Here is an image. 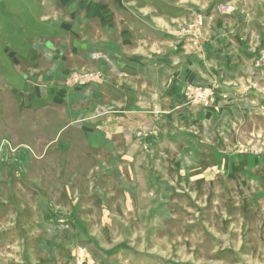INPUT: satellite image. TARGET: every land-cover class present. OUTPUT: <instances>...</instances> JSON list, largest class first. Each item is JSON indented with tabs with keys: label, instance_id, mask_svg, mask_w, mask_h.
<instances>
[{
	"label": "rangeland",
	"instance_id": "obj_1",
	"mask_svg": "<svg viewBox=\"0 0 264 264\" xmlns=\"http://www.w3.org/2000/svg\"><path fill=\"white\" fill-rule=\"evenodd\" d=\"M0 264H264V0H0Z\"/></svg>",
	"mask_w": 264,
	"mask_h": 264
},
{
	"label": "crops",
	"instance_id": "obj_2",
	"mask_svg": "<svg viewBox=\"0 0 264 264\" xmlns=\"http://www.w3.org/2000/svg\"><path fill=\"white\" fill-rule=\"evenodd\" d=\"M147 23H145V26L143 25V27H142V25L140 26V24H137V27H136V32L135 33H133V36L135 37V40H137L138 42H142V43H144V44H146V41H150L151 40V38H148L147 36H149V34L147 33V34H144L143 33V31H144V29L145 28H147V29H149V27H147ZM143 33V34H142ZM159 35H157L156 37H155V39L156 40H160V41H158V42H155L156 44L157 43H159V44H162V43H164V44H166V43H169V42H167V41H165L164 39H163V34L162 35H160V33H158ZM160 36H162V37H160ZM154 41V40H153ZM134 71H136L135 73H134ZM134 71H130V73H132V74H136L137 75V73L139 72V73H141V74H147V70H144V69H142L141 71L140 70H137V68L136 69H134ZM138 73V74H139ZM139 76V75H138ZM145 78H147V76L145 77ZM144 78V79H145ZM197 78H199L200 79V76L198 75V77ZM30 103H33V105L31 106L30 104H28L29 105V107H34L35 105H36V103H34V102H30ZM129 114H131V115H134V114H137V113H129ZM125 117H122V119H117L116 120V124H115V127H117V129L120 127V126H126L127 127V120H131L132 118L130 117V116H128V118L127 119H124ZM104 124V122H101L100 123V126H102ZM134 124H138V125H141V126H145V125H147V126H149V128L150 127H152V128H155V127H158V126H160V124L159 123H157V120L155 119V118H152V117H149V119H147V117H143V118H137V120L135 121V123ZM96 125V124H95ZM93 128H94V125H93ZM104 127L102 126L100 129H99V131H101L102 129H103ZM160 128L162 129V127L160 126ZM103 132H104V130H102ZM102 132V133H103ZM101 133V132H100Z\"/></svg>",
	"mask_w": 264,
	"mask_h": 264
}]
</instances>
